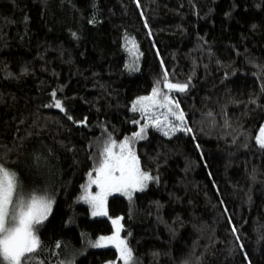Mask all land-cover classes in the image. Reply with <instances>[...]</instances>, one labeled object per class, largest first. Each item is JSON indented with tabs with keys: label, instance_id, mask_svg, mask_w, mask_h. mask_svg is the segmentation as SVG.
I'll return each mask as SVG.
<instances>
[{
	"label": "trees",
	"instance_id": "obj_1",
	"mask_svg": "<svg viewBox=\"0 0 264 264\" xmlns=\"http://www.w3.org/2000/svg\"><path fill=\"white\" fill-rule=\"evenodd\" d=\"M160 68L188 82L177 102L191 132L148 128L131 146L156 179L91 218L77 196L109 136L135 133L131 102ZM263 121L264 0H0V158L25 194H53L43 264L115 216L136 264H264ZM116 256L87 248L74 262Z\"/></svg>",
	"mask_w": 264,
	"mask_h": 264
},
{
	"label": "snow or ice",
	"instance_id": "obj_2",
	"mask_svg": "<svg viewBox=\"0 0 264 264\" xmlns=\"http://www.w3.org/2000/svg\"><path fill=\"white\" fill-rule=\"evenodd\" d=\"M127 43L131 44L129 52H133L136 48L135 41L129 40ZM128 68L132 71L136 70L134 64H129ZM163 79L164 88L169 92L176 90L183 93L187 90V84L169 82L167 72L164 73ZM52 95L55 97V92ZM53 106L64 111L59 100H55ZM157 108L165 111L157 113L155 111ZM131 110L140 112L146 120L152 122L151 126L163 131L165 136L177 131L191 132V129L185 127L184 113L180 110L179 103L169 95L161 93L159 81L150 95L137 97L133 101ZM161 115L164 117L163 120L160 119ZM169 117H174L178 123H173ZM134 123L140 122L134 121ZM147 127L149 124H142L138 132L133 133L131 137H125L119 144L112 140L111 136L104 143L99 153L98 166L88 173V184L83 186V195L79 197L91 206L93 216L107 215L106 199L112 192H121L131 200L133 192L143 191L149 181L156 179L141 170L139 159L131 146L135 140L145 138ZM255 142L264 149V125L255 136ZM117 147L119 152L113 150ZM92 185L96 186L95 193L90 191ZM53 203L54 199L46 192L38 194L33 191L31 194H25L16 172L0 158V264H43L42 261H37L36 257V253L42 248L38 230L48 220ZM111 222L116 226L115 232L111 236H101L95 242H90L91 246L104 247V242L114 244L123 264H136L132 249L128 247L126 240L119 237L120 218ZM235 231L236 229L233 228V232ZM61 246L57 242L56 247ZM60 264L64 262L61 261Z\"/></svg>",
	"mask_w": 264,
	"mask_h": 264
},
{
	"label": "rangeland",
	"instance_id": "obj_3",
	"mask_svg": "<svg viewBox=\"0 0 264 264\" xmlns=\"http://www.w3.org/2000/svg\"><path fill=\"white\" fill-rule=\"evenodd\" d=\"M165 72H167V74H168V81L171 82V83H174V84H187V85H188V82H187V81H180L179 79H177V78L173 75V73H172L171 71H167V70H165V69H163V68H160V69L156 72V74L153 76V84H154V86L156 85L157 81H159V82H160L161 93H162V94H167V95H169V96L171 97V99H173L174 101L177 102V98H178V96H180L181 92L176 91V90H173V91L169 92L168 89L164 88V79H163V78H164V73H165ZM161 98H162V97H161ZM134 101H135V100H134ZM132 104H133V101L131 102V105H130V111H132V110H131V109H132ZM155 111H156L157 113H162V112H164L165 110H164V109L157 108V109H155ZM160 119H161V120L164 119L163 115L160 116ZM169 120L172 121L173 123H178L177 121H175L174 117H169ZM134 121H139L140 123H134ZM132 123L136 124L135 132H138V131L140 130L141 125H142V124H145V123L149 124V127H147L146 130H147L148 128L153 127V126H151L152 122L149 121V120H146V119L141 115V113L138 114V118H137L136 120H133ZM262 125H264V121H263V122L260 124V126L258 127V129H257V131H256V133H255V135H254V140H255V136L259 133V129H260V127H261ZM185 127L187 128L186 123H185ZM153 128H156V127H153ZM156 129L159 130V131H161V130L158 129V128H156ZM146 130H145V132H146ZM161 132L163 133V131H161ZM117 144H119V142H118ZM113 150H114L115 152H119V148H118V147H117V148H114ZM87 184H88V180L86 181V183L84 184V186H86ZM90 191H92L93 193H95V192L97 191L96 186H95V185H92ZM45 192H46L50 197L53 198V194L51 193V191L49 190V188H48L47 186H45V187H40V190H39L37 193H38V194H43V193H45ZM83 192H84V188H82V190H81L80 193L78 194V196H77L78 199H79V197H80L81 195H83ZM133 193H134V192H133ZM112 195H119V196H122V197H124V198H126V199L128 198V196L124 195V194L121 193V192H112V194L109 195V196H112ZM106 200H107V199H106ZM79 201L85 203L84 201H82V200H80V199H79ZM85 204L88 205V208H89V216H90L91 218L100 217V216H93V215H92V208H91V206H90L88 203H85ZM105 207H106V205H105ZM116 218H120V216H115V217H113V218L111 219V221H112L113 219H116ZM120 226H121V223H120ZM115 230H116V226H114V225L112 224V231H111L110 233H108V234H103V235L100 234V235H96V236H93V237L89 238V239L87 240V242H86V246H85V248L79 250L78 252H74V251H72V250H70V249L62 250L61 252H60V251H57V252H56V256H57V258H58V263L60 264V262L63 261L64 264H69V262H70V264H75L74 261L77 259V257L79 256V254L82 253L83 250H85V249H87V248L102 249V248H106V247H112V248H114V249L116 250V252H117V256H116L114 259H112V260H108V261H105V262H103V263H101V264H123V261L119 259V255H120V254H119V252L117 251V248L115 247L114 244H111V243H108V242H104V244H105L104 247H92V246H91V243H90V242H95V241H96L99 237H101V236H105V237L111 236V235L115 232ZM119 237H120L121 239H124V240H125V238L121 235V231L119 232Z\"/></svg>",
	"mask_w": 264,
	"mask_h": 264
},
{
	"label": "water",
	"instance_id": "obj_4",
	"mask_svg": "<svg viewBox=\"0 0 264 264\" xmlns=\"http://www.w3.org/2000/svg\"><path fill=\"white\" fill-rule=\"evenodd\" d=\"M135 99H136V98H135ZM135 99H134V100H135Z\"/></svg>",
	"mask_w": 264,
	"mask_h": 264
},
{
	"label": "flooded vegetation",
	"instance_id": "obj_5",
	"mask_svg": "<svg viewBox=\"0 0 264 264\" xmlns=\"http://www.w3.org/2000/svg\"><path fill=\"white\" fill-rule=\"evenodd\" d=\"M136 100V99H135Z\"/></svg>",
	"mask_w": 264,
	"mask_h": 264
}]
</instances>
